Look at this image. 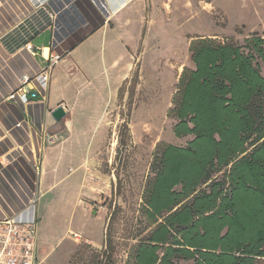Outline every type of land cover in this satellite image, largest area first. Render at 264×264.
<instances>
[{"label":"rangeland","instance_id":"obj_1","mask_svg":"<svg viewBox=\"0 0 264 264\" xmlns=\"http://www.w3.org/2000/svg\"><path fill=\"white\" fill-rule=\"evenodd\" d=\"M92 2L87 0L86 7L82 6L87 18L95 11L97 20H102L108 11L100 0ZM130 19L131 25L118 31L132 50L127 78L116 88L112 80L110 86L104 83L100 91V82L94 77L105 75L99 63L91 69L87 87L90 106L71 116L75 135L63 146L59 167L60 176L70 174L72 178L55 185L52 193L37 203L42 216L36 228L39 264H93L102 246H92L84 236L95 243L107 236L114 247L115 263L132 264L133 248L147 230L142 194L151 177L155 149L160 144L182 147L190 140L174 136V122L167 116L182 70L192 67L190 42L200 37L242 46L252 34L264 38V0H142L131 6ZM99 40L100 36H95L94 44ZM261 74L264 76V68ZM50 145L44 142V147ZM98 149L102 194L97 206L102 209L92 207L85 213L82 204L72 207L79 189L77 178L83 171L79 166L92 169ZM69 150H73L72 158L67 157ZM223 174H217V179ZM56 181V177H48L46 185ZM95 212L104 216V229ZM73 234L80 236L77 242ZM263 263L264 259L255 262Z\"/></svg>","mask_w":264,"mask_h":264},{"label":"trees","instance_id":"obj_2","mask_svg":"<svg viewBox=\"0 0 264 264\" xmlns=\"http://www.w3.org/2000/svg\"><path fill=\"white\" fill-rule=\"evenodd\" d=\"M188 52L167 116L174 136L190 140L155 149L132 264H255L264 259V38L199 37ZM93 259L116 264L107 236Z\"/></svg>","mask_w":264,"mask_h":264},{"label":"crops","instance_id":"obj_3","mask_svg":"<svg viewBox=\"0 0 264 264\" xmlns=\"http://www.w3.org/2000/svg\"><path fill=\"white\" fill-rule=\"evenodd\" d=\"M85 1L0 0V219L36 220L37 228L42 221L37 212L40 198L52 193L55 185L72 178L70 174L60 176L59 167L65 153L63 146L75 135L71 116L90 106L87 87L92 80L91 69L99 63L105 75L94 77L100 82V91L104 83L110 86L111 80L116 88L130 72L132 50L118 31L131 25V6L142 0H100L108 11L102 20H97L95 11L87 18L82 8L86 7ZM97 35L100 40L94 44ZM26 44L35 49V55L25 49ZM52 53L60 58L52 68L46 90L41 91L42 96L22 101L15 95L10 98L20 78L34 77ZM59 106L66 115L56 123L51 112ZM39 130L55 133L56 142L44 147ZM60 135L63 136L59 138ZM100 153L98 149L92 169L79 166L83 171L77 178L79 189L72 207L82 204L85 213L100 202ZM66 154L68 158L74 156L73 150ZM48 177H56L57 181L46 185ZM69 185L70 182L66 187ZM70 203L68 198L67 205ZM99 218L104 229L105 218ZM83 240L96 248L103 245V240L95 243L90 236ZM36 258L39 264L37 251Z\"/></svg>","mask_w":264,"mask_h":264},{"label":"built area","instance_id":"obj_4","mask_svg":"<svg viewBox=\"0 0 264 264\" xmlns=\"http://www.w3.org/2000/svg\"><path fill=\"white\" fill-rule=\"evenodd\" d=\"M24 47L32 55L36 54L35 49L31 45L26 44ZM59 58L60 55L52 53L47 58V64L42 66L34 77L23 75L20 78L19 86L10 98L15 95L19 101H22L35 100L42 96L41 91L44 92L46 90L50 72ZM38 134L43 142L49 144H53L57 140L55 133H46L39 130ZM96 208L97 210L102 209L101 206ZM73 238L75 241L80 239L76 234H73ZM37 262L36 220L22 222L12 217L0 219V264H37Z\"/></svg>","mask_w":264,"mask_h":264},{"label":"water","instance_id":"obj_5","mask_svg":"<svg viewBox=\"0 0 264 264\" xmlns=\"http://www.w3.org/2000/svg\"><path fill=\"white\" fill-rule=\"evenodd\" d=\"M66 113L63 109V107L59 106L56 109H54L51 112V117L54 120V122L58 123L60 122L64 117H65Z\"/></svg>","mask_w":264,"mask_h":264}]
</instances>
